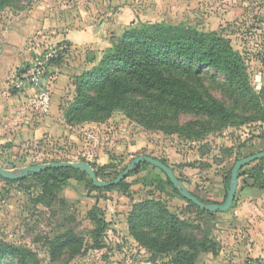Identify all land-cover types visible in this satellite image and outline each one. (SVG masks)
I'll use <instances>...</instances> for the list:
<instances>
[{"label":"rangeland","instance_id":"obj_1","mask_svg":"<svg viewBox=\"0 0 264 264\" xmlns=\"http://www.w3.org/2000/svg\"><path fill=\"white\" fill-rule=\"evenodd\" d=\"M41 1L49 11L43 29L33 28L25 40L22 68L12 70L16 73L11 82L0 83V102L8 104L13 98L0 116V165L15 172L53 162H85L100 181L110 182L134 159L150 156L171 167L189 192L222 204L225 199H214L219 191L226 196L227 173L237 160L259 153V139H264V111L240 103L229 88L213 84L211 92L228 106L238 105L234 108L239 118L203 138L178 131L197 121L183 112L153 128L123 111L96 120H72L68 113L85 76L126 30L161 22L218 32L229 40L264 106V18L248 24L230 18L229 0H0V44L3 32L27 21ZM123 9L133 18L130 24L129 18L115 20ZM24 69L40 71V88L32 75L22 79ZM88 93L93 95L94 90ZM79 171L33 175L21 182L0 178V250L29 249L41 264H176L173 252L145 247L130 231L136 206L157 202L179 216L188 226L185 233L197 240L203 238L201 222L211 223L208 237L217 244L216 253L201 252L195 264H264V195L238 216V203L225 213H210L164 184L165 173L148 163L135 168L119 186L100 190ZM244 171L255 173L264 186V160ZM93 216L98 226L106 227L99 244L92 237L97 226ZM64 242L67 246L58 248ZM0 264L18 261L7 256Z\"/></svg>","mask_w":264,"mask_h":264},{"label":"trees","instance_id":"obj_2","mask_svg":"<svg viewBox=\"0 0 264 264\" xmlns=\"http://www.w3.org/2000/svg\"><path fill=\"white\" fill-rule=\"evenodd\" d=\"M213 84H221L232 90L240 103L244 101L246 105L264 111L260 96L251 86L242 56L218 32H200L192 27L165 22L141 27L133 25L124 32L99 65L85 76L68 115L72 120H96L123 111L128 118L144 127L153 128L156 124L163 126L165 118L183 112L194 115L197 121L188 122L185 127L177 128L178 131L185 130L188 136L203 138L229 127L240 116L234 108L238 105L228 106L213 96ZM90 89L94 90L93 95L88 93ZM247 120L253 121V118ZM159 128L163 130V127ZM58 172L80 171L58 168L28 176ZM27 177L18 181H24ZM241 178H244L245 186L249 185L247 180L251 179L253 186L264 189L258 184L255 173L249 174L243 168L239 172ZM230 179L231 170L224 180L226 195ZM163 183L175 189L169 179ZM90 186L96 188L92 181ZM195 196L203 203L219 204ZM92 218L97 225L96 217ZM129 223L130 231L138 242L160 253L173 252L176 264H195L201 252L216 253L217 244L208 237L212 229L209 221L201 222L203 238L197 240L185 233L188 227L186 223L171 213L165 204H138ZM95 228L92 237L99 244L106 227L97 225ZM67 244L61 243L58 248H64ZM7 256L17 259L18 264H41L29 249H1L0 261Z\"/></svg>","mask_w":264,"mask_h":264},{"label":"crops","instance_id":"obj_3","mask_svg":"<svg viewBox=\"0 0 264 264\" xmlns=\"http://www.w3.org/2000/svg\"><path fill=\"white\" fill-rule=\"evenodd\" d=\"M229 2L230 5L228 16H230V18H239V20L245 22V24H248L249 22L251 23V21L259 19V17L264 18V0H229ZM42 6L43 1H41L39 7L28 16L27 21L24 20L22 24H19L16 27L12 26L3 32L0 44V83H5L6 81L11 82L16 73V71L12 72V70L16 67L22 68L23 63L26 61L24 55L22 54L23 48L25 47V40L29 39V37L32 35L33 28H35L36 26H38V28L40 27V30L41 28L43 29L45 21L49 17V11L44 9V7ZM124 12L125 13H119L115 16V20L117 22L120 23L125 18L130 19V14L126 13V10H124ZM253 14L256 15L252 16ZM132 21L133 18L129 20V24ZM126 26L127 25L123 23L122 27L125 28ZM10 73L13 77H7ZM12 100L13 98H9L8 104H11ZM8 104L0 102L1 117L6 114ZM45 126L51 127L50 124H46ZM40 129L41 126H38L37 131H40ZM259 143L260 148L258 151L263 152L264 139H259ZM244 181V178L239 179V186L233 205L235 206L236 203H238L239 205V207L235 209V214L237 216L238 214L240 215L241 213H243L245 210H249L255 207V204L253 202L254 199H256V197L258 196L264 195V191L261 188L253 186V182L251 179L247 180L248 184L250 185L249 187L245 186ZM222 199H225V195L222 191H219L217 193V197L214 200L220 201ZM241 209L243 210V212L240 211Z\"/></svg>","mask_w":264,"mask_h":264},{"label":"water","instance_id":"obj_4","mask_svg":"<svg viewBox=\"0 0 264 264\" xmlns=\"http://www.w3.org/2000/svg\"><path fill=\"white\" fill-rule=\"evenodd\" d=\"M90 58H93L92 55H90ZM261 159H264V151L245 158H241L235 162L233 168L231 169V179L229 181L226 199L222 204H207L201 202L194 194L187 190L185 184L176 177L171 167H169L162 161L150 156H141L134 159L131 164L122 173H120L115 180L110 182L100 181L95 170L91 167L90 164L85 162H53L44 165L30 166L15 172L8 171L0 165V176L5 180L14 181L27 177L29 174H38L48 169L72 168L85 172L91 178L95 187L99 189H106L108 187L118 185L120 182L124 181L138 165L148 163L162 170L167 178L171 181L172 185L187 201H190L203 211H207L210 213H225L229 211L234 204L237 189L239 186V172L249 164Z\"/></svg>","mask_w":264,"mask_h":264},{"label":"built area","instance_id":"obj_5","mask_svg":"<svg viewBox=\"0 0 264 264\" xmlns=\"http://www.w3.org/2000/svg\"><path fill=\"white\" fill-rule=\"evenodd\" d=\"M29 74V75H28ZM32 75V76H31ZM39 75H40V71H36V73H34L33 71H31L30 69H24V73L22 74V75H20L21 77H22V79H28V78H30V77H27V76H31V77H34L33 79H31L32 80V82H34V84H35V86H37V87H39L40 88V83H39V81H40V79H39ZM21 84H24V83H21ZM26 85H29V83H26ZM37 87L35 88V90H37ZM38 88V89H39ZM46 96V95H45ZM45 102L46 103H48V101H49V98L48 97H46L45 99ZM44 110V112H46L47 111V108L46 109H42V111Z\"/></svg>","mask_w":264,"mask_h":264}]
</instances>
